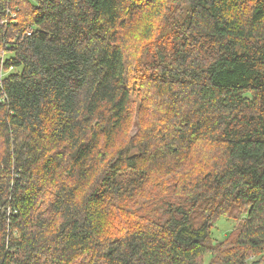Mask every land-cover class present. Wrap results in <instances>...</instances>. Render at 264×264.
<instances>
[{
	"label": "trees",
	"instance_id": "1",
	"mask_svg": "<svg viewBox=\"0 0 264 264\" xmlns=\"http://www.w3.org/2000/svg\"><path fill=\"white\" fill-rule=\"evenodd\" d=\"M0 57V264L264 261V0H0Z\"/></svg>",
	"mask_w": 264,
	"mask_h": 264
},
{
	"label": "rangeland",
	"instance_id": "2",
	"mask_svg": "<svg viewBox=\"0 0 264 264\" xmlns=\"http://www.w3.org/2000/svg\"><path fill=\"white\" fill-rule=\"evenodd\" d=\"M150 46V44H149ZM144 48V42H133L131 48H130V56L129 58V63H133L135 56L137 54L138 58L140 57V61L146 60V61H150L151 59V55H148L145 53V49ZM129 69H130V64H129ZM138 103L136 101V108L138 109ZM137 110H135L134 112H136ZM136 129L134 128L133 132ZM132 133V132H131ZM195 157V156H193ZM239 221L236 220H227V219H221L219 221L216 222L215 224V228L212 229V233H211V237L213 241H220L222 240L224 237H226L232 230H234V228L238 227L239 225ZM208 257H206L207 259ZM257 259V257H253L251 258L249 261L253 262Z\"/></svg>",
	"mask_w": 264,
	"mask_h": 264
},
{
	"label": "built area",
	"instance_id": "3",
	"mask_svg": "<svg viewBox=\"0 0 264 264\" xmlns=\"http://www.w3.org/2000/svg\"><path fill=\"white\" fill-rule=\"evenodd\" d=\"M2 60H3V58L2 57H0ZM0 59V60H1ZM1 62V61H0ZM10 70H11V68H10ZM0 75H2L3 76V73H1ZM261 264H264V261L261 263Z\"/></svg>",
	"mask_w": 264,
	"mask_h": 264
}]
</instances>
